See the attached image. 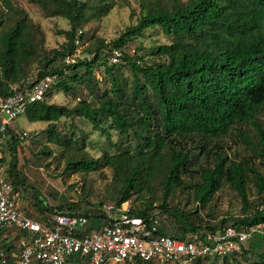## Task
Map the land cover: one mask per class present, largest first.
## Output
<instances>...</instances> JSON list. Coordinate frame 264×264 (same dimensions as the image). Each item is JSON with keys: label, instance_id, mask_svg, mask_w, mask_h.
Returning a JSON list of instances; mask_svg holds the SVG:
<instances>
[{"label": "trees", "instance_id": "1", "mask_svg": "<svg viewBox=\"0 0 264 264\" xmlns=\"http://www.w3.org/2000/svg\"><path fill=\"white\" fill-rule=\"evenodd\" d=\"M30 1L47 17L67 18L70 28L60 31L67 42L61 50H44V37H37L39 26L26 10L12 0H2L0 95L10 94L11 85H31L57 74L46 98L32 103L26 115L30 121L47 123L43 132L60 150L64 173L110 168L116 186L114 202L129 201L137 215H157L160 234L179 239L195 233L204 237L230 224L241 228L264 222V0H143L136 24L110 42L94 36L86 47L91 57L70 64L64 58L74 51L77 31L84 29L86 44V24L109 15L115 0ZM150 29L160 31L165 40L149 49L141 44L144 52L123 53L130 40ZM115 49L122 52L118 62L111 60ZM36 62L39 69L32 79ZM97 67H103L101 80ZM79 86L87 90L86 98L76 96ZM60 91L78 97L77 103L70 107L52 102ZM77 118L104 138L99 155L88 151L92 142L77 126ZM62 119H71L72 129L59 131V124L66 122ZM8 133L11 138L3 144L0 159L7 164L6 178L16 190L34 189L18 169L23 141L14 127ZM234 133L240 134L248 150L240 159L228 151ZM40 153L52 156L54 150L44 144ZM226 185L240 197V214L204 226L194 223L191 214L211 209ZM188 189L198 203L195 210L170 205L178 191ZM61 199L63 204L54 208L37 195L34 205L43 215L35 217L45 218L65 207L78 210L87 201ZM104 203L83 210L94 226L104 222ZM210 215L216 219V214ZM17 238L18 234L0 228V249L16 248ZM213 259L206 256L194 264H218V259L224 264H264V234L255 235L241 252Z\"/></svg>", "mask_w": 264, "mask_h": 264}, {"label": "built area", "instance_id": "2", "mask_svg": "<svg viewBox=\"0 0 264 264\" xmlns=\"http://www.w3.org/2000/svg\"><path fill=\"white\" fill-rule=\"evenodd\" d=\"M84 40V29H79L74 51L65 56V63L86 57ZM121 55L115 49L111 60L118 62ZM57 77L49 74L31 85H11L10 94L0 95V153L11 138L8 130L13 121L26 114L32 103L43 101ZM18 134L24 141L38 132L23 130ZM20 198L0 170V228L18 234L16 248L0 249V264H194L206 256L241 252L255 235L264 234L262 222L241 228L230 224L204 237L195 233L179 239L160 234L159 217L134 214L129 201L121 205L105 202L104 222L92 228V218L80 208L65 207L39 219L22 208Z\"/></svg>", "mask_w": 264, "mask_h": 264}, {"label": "rangeland", "instance_id": "3", "mask_svg": "<svg viewBox=\"0 0 264 264\" xmlns=\"http://www.w3.org/2000/svg\"><path fill=\"white\" fill-rule=\"evenodd\" d=\"M12 2L14 5L25 9L31 22L39 26L37 37H44V50L62 49V46L67 42V38L65 34L62 32L60 33V31L70 28L67 18L47 17L40 6L32 3L30 0H12ZM142 2L143 0H115V6L110 11L109 15L102 19H94L86 24L85 29L88 32V40L84 47L85 55L91 57V55L86 52V47L91 43L94 36L102 37L106 42H110L118 38L129 25L136 24L137 18L141 12ZM4 8L3 2L0 0V18L3 17ZM164 40L165 38L160 31L150 29L146 31L145 35L130 40L127 46L123 48V53L133 55L137 50L139 52H144L140 49L141 44L149 49L151 46ZM58 63L60 64L61 61L59 60ZM38 69V63L36 62L32 66V79L36 78ZM95 73L100 80L103 79V67H97ZM78 88L79 90H76V96L86 98L88 96L87 90L83 87L80 88V86ZM78 97H74L71 93L67 94L60 91L54 93L51 101L72 107L77 103ZM261 116L264 119V110ZM61 121H66V119H62ZM75 121L77 126L83 129L84 134H88L86 137L87 142H92V145L87 147L88 151L94 155H99V150L104 144V138H101L98 133L92 132L91 125L86 121L79 118ZM70 122L71 119H67L65 123H60L59 131L65 132L68 129H72ZM12 124L17 131L29 130L38 132L39 134L37 140H24L18 148V169L20 174L26 178L29 184L34 186V189L31 187L27 189L24 187L17 189L21 195V206L23 209L27 210L30 215L33 217H40V215H43L34 205L37 202V195L44 200V205L54 208L63 204L61 197H66L71 202H80L86 199L90 203L82 201L80 207L82 211L94 209L95 205L101 200L105 202L114 201L112 195L115 192L116 186L113 182V171L110 168H104L99 172L90 173H64L65 161L60 154V150L56 145L47 141V135L43 132L44 128L47 126L46 122L30 121L27 115L23 114L14 120ZM44 144H48L54 150L52 156H46L40 153ZM228 145V151L233 158L240 159L248 152L246 144L238 133H234L233 136L229 138ZM68 150L73 149H67V151ZM2 156V153H0V159ZM9 159L10 155L8 153L7 160ZM6 167L7 164H2L0 161V170L5 177H7L5 172ZM249 188L252 194H254L253 196H255L256 190L252 181L249 182ZM189 191V189L185 192L178 191L170 202V205H177L186 211L189 209L192 211L195 210L198 203H196L194 195L189 196ZM159 195L158 193L157 196ZM241 206L238 193L231 186L226 185L216 195L211 204V209H198L199 213L191 214V220L194 223H201L202 226L213 220H218L219 222L225 216L239 215ZM47 213H49L48 210L44 214ZM210 214H216V219ZM92 226V228L98 227L99 224L98 226ZM10 233L13 234V232ZM248 244L249 242L246 246H248ZM211 258L214 260V256ZM217 263L224 264V261L223 259H218ZM241 264L248 263L244 261Z\"/></svg>", "mask_w": 264, "mask_h": 264}, {"label": "crops", "instance_id": "4", "mask_svg": "<svg viewBox=\"0 0 264 264\" xmlns=\"http://www.w3.org/2000/svg\"><path fill=\"white\" fill-rule=\"evenodd\" d=\"M13 127H14V125H13ZM39 127V126H38ZM36 129V128H35Z\"/></svg>", "mask_w": 264, "mask_h": 264}]
</instances>
